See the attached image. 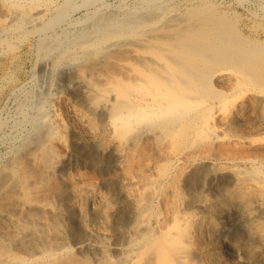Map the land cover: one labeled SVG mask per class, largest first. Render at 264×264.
I'll use <instances>...</instances> for the list:
<instances>
[{
	"label": "bare ground",
	"instance_id": "6f19581e",
	"mask_svg": "<svg viewBox=\"0 0 264 264\" xmlns=\"http://www.w3.org/2000/svg\"><path fill=\"white\" fill-rule=\"evenodd\" d=\"M220 3L0 0V264H264V22Z\"/></svg>",
	"mask_w": 264,
	"mask_h": 264
},
{
	"label": "rangeland",
	"instance_id": "374dc122",
	"mask_svg": "<svg viewBox=\"0 0 264 264\" xmlns=\"http://www.w3.org/2000/svg\"><path fill=\"white\" fill-rule=\"evenodd\" d=\"M178 3H186L187 1H191V0H175ZM180 1V2H179ZM236 0H217L218 3L223 4V6L230 10V11H234L236 12L242 19L241 21V29L245 32V33H250L251 32V26L252 23L255 22V20L257 19L258 21V17H259V21L260 22H264V0H247L244 3H242L240 5V3H236ZM105 2H107V4L110 5H115L117 0H105ZM226 3V4H225ZM237 4V5H236ZM245 4V5H243ZM256 4V5H255ZM227 5V6H226ZM249 5V6H248ZM253 5V6H252ZM255 6V7H254ZM259 6V8H258ZM228 7V8H227ZM230 7V8H229ZM251 7V8H250ZM260 7H263L262 10ZM232 8V9H231ZM241 8V9H240ZM245 8V9H244ZM248 8V9H247ZM254 8V9H253ZM258 8V9H257ZM235 9V10H234ZM252 9V10H251ZM250 10V11H249ZM258 10V11H256ZM82 13H84L83 10H80L78 12L75 13L74 17H80L82 15ZM257 13V14H255ZM263 14V15H260ZM78 15V16H77ZM243 15V16H242ZM248 16L250 18H248ZM248 18V19H246ZM252 18V19H251ZM250 19V20H249ZM254 20V21H252ZM244 21V22H243ZM248 21V22H247ZM256 21V22H257ZM247 25V27H246ZM249 26V27H248ZM248 28V29H247ZM259 35H261L263 38V31H258L257 32ZM257 34V35H258ZM22 47L21 50H19L18 54L16 55V59L14 58L13 62L9 65V67L3 72H0V163L1 162H5L9 156H10V152H11V147L17 143L15 141V136L17 135V131L13 128V125H11V123L13 124L14 120L16 119V117L18 116V110H19V105L20 102L22 103L24 101V99H26L25 97H27L29 94H31L34 88V74L36 72V62H35V57L32 56V53L30 51V49H28L29 47ZM24 48V49H23ZM25 50V52H24ZM27 50V51H26ZM24 52V53H23ZM31 53V54H30ZM19 55V56H18ZM22 58V59H21ZM32 58V59H31ZM18 65H17V63ZM14 63L17 65H14ZM21 65H20V64ZM24 64V65H23ZM31 64V65H30ZM34 64V65H33ZM26 65V66H25ZM15 66V67H13ZM34 66V68H33ZM19 67V68H18ZM29 67V68H28ZM32 67V68H31ZM16 68V69H14ZM33 69V70H32ZM16 70V71H15ZM25 71V72H24ZM7 72L9 73V75L7 74ZM26 73V74H25ZM2 76V77H1ZM15 76V77H14ZM20 76V77H19ZM26 76V78H25ZM8 77V78H7ZM30 77V78H29ZM10 78V79H9ZM32 78V79H31ZM27 79V81H26ZM9 80V81H8ZM2 81V83H1ZM15 83V84H14ZM17 83V84H16ZM19 83V84H18ZM22 83V84H21ZM28 83V84H27ZM21 84V85H20ZM4 86V87H3ZM11 86V87H9ZM17 88H16V87ZM20 86V87H19ZM4 88V89H3ZM6 88V89H5ZM10 88L12 90H10ZM31 88V89H30ZM21 91H20V90ZM15 92H14V91ZM1 91L3 93H1ZM9 91V92H8ZM30 91V92H29ZM6 92V93H5ZM21 92V94H20ZM23 93V94H22ZM20 94V95H19ZM10 95V97H9ZM24 96V97H23ZM2 98V99H1ZM15 98V99H14ZM2 100V101H1ZM14 100V101H13ZM8 101V102H7ZM13 103H11V102ZM6 103V104H5ZM11 103V104H9ZM10 105V106H9ZM8 107V108H7ZM8 109V110H7ZM10 109V110H9ZM15 109H17L15 111ZM8 111V112H7ZM7 116H5V114H7ZM10 116V119L8 120ZM5 120L7 122H5ZM4 122V123H3ZM7 123V124H6ZM9 124V125H8ZM3 125V127H1ZM7 126V127H6ZM12 126V127H11ZM9 128V129H8ZM8 129V130H7ZM11 130V131H10ZM9 131V132H8ZM2 132V134H1ZM14 132V133H13ZM9 133V134H8ZM12 133V134H11ZM4 136V137H3ZM13 136V137H12ZM3 137V138H2ZM7 138V139H5ZM4 139V140H3ZM14 139V140H13ZM8 141V142H7ZM12 142V143H11ZM9 143V144H8ZM14 143V144H13ZM9 145V146H8ZM6 149V150H5ZM8 149V150H7ZM6 151V152H5ZM3 152V154H2ZM9 152V153H8ZM7 155H6V154ZM5 159V160H4ZM3 160V161H2Z\"/></svg>",
	"mask_w": 264,
	"mask_h": 264
}]
</instances>
